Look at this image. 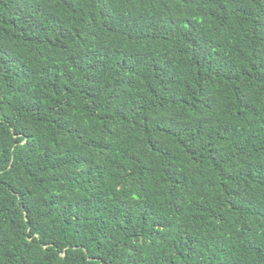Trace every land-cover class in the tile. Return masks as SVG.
Masks as SVG:
<instances>
[{
  "label": "trees",
  "instance_id": "obj_1",
  "mask_svg": "<svg viewBox=\"0 0 264 264\" xmlns=\"http://www.w3.org/2000/svg\"><path fill=\"white\" fill-rule=\"evenodd\" d=\"M0 264H264V0H0Z\"/></svg>",
  "mask_w": 264,
  "mask_h": 264
}]
</instances>
